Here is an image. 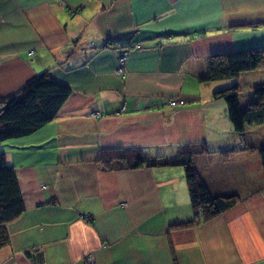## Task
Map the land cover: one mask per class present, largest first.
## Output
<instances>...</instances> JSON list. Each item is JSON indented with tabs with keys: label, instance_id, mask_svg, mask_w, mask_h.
Returning <instances> with one entry per match:
<instances>
[{
	"label": "crops",
	"instance_id": "crops-1",
	"mask_svg": "<svg viewBox=\"0 0 264 264\" xmlns=\"http://www.w3.org/2000/svg\"><path fill=\"white\" fill-rule=\"evenodd\" d=\"M262 45L264 0H0V101L44 71L71 88L51 122L0 146L24 204L0 264H264V123L236 134L211 95L237 80H201L210 55ZM199 144L210 194L239 200L172 228L192 217L182 168H127L113 151Z\"/></svg>",
	"mask_w": 264,
	"mask_h": 264
},
{
	"label": "trees",
	"instance_id": "trees-1",
	"mask_svg": "<svg viewBox=\"0 0 264 264\" xmlns=\"http://www.w3.org/2000/svg\"><path fill=\"white\" fill-rule=\"evenodd\" d=\"M264 67V45L212 54L207 61V73L202 81L236 79L240 74ZM239 84L212 92L213 99L226 104L228 118L236 134L242 136L246 127L264 123V84L253 88L254 99L244 108L239 102ZM71 94V88L53 79L48 71L39 73L15 94L0 101V146L9 140L29 136L51 122ZM127 168L181 167L192 210L190 220L175 223L172 228L192 227L207 222L238 202V196H212L195 170L193 156L208 152L205 145H186L171 156L149 157L140 149L113 151ZM3 157V155H2ZM264 171V147L259 150ZM112 158L105 163L110 167ZM24 211L15 168L0 164V248L7 244L9 236L6 224Z\"/></svg>",
	"mask_w": 264,
	"mask_h": 264
},
{
	"label": "rangeland",
	"instance_id": "rangeland-1",
	"mask_svg": "<svg viewBox=\"0 0 264 264\" xmlns=\"http://www.w3.org/2000/svg\"><path fill=\"white\" fill-rule=\"evenodd\" d=\"M257 70L258 71H264V67L259 68ZM248 73H250V74H248ZM262 74H264V73H262ZM260 76H262V75H259L258 76V75L255 74V72H247V74L246 73L245 74H242V75H240V76H238L236 78V80H237V82L239 84V88H240L239 89V98L238 99L240 100L241 106H244V104H246L249 100H251V99L253 100L254 99V96H253V88L255 86L252 87V82L253 81L256 82L257 80H258L257 82H261L260 80L264 79V77L261 78ZM228 81H229V79L228 80L217 81L215 83H223L224 84V83H227ZM211 83H213V82H211ZM194 87H193V90H196L197 85H195ZM202 88L203 89H207V86L204 85V86H202ZM217 100H220L221 101L222 99H217ZM11 141H16V140H9V141H6V142L8 143V142H11Z\"/></svg>",
	"mask_w": 264,
	"mask_h": 264
},
{
	"label": "built area",
	"instance_id": "built-area-1",
	"mask_svg": "<svg viewBox=\"0 0 264 264\" xmlns=\"http://www.w3.org/2000/svg\"><path fill=\"white\" fill-rule=\"evenodd\" d=\"M78 9H69L70 13L75 12ZM127 52L124 51L120 57L118 58V67L115 70V73L120 76H124L125 74V68H124V62L126 59ZM179 103H183V100H179ZM171 104V103H170ZM85 264H94L93 256L89 255L85 258Z\"/></svg>",
	"mask_w": 264,
	"mask_h": 264
}]
</instances>
